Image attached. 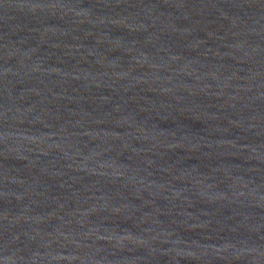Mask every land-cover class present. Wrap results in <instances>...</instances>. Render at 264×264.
<instances>
[{"label": "water", "instance_id": "obj_1", "mask_svg": "<svg viewBox=\"0 0 264 264\" xmlns=\"http://www.w3.org/2000/svg\"><path fill=\"white\" fill-rule=\"evenodd\" d=\"M0 264H264V0H0Z\"/></svg>", "mask_w": 264, "mask_h": 264}]
</instances>
